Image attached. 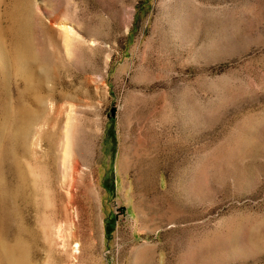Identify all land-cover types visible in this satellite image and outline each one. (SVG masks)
Returning <instances> with one entry per match:
<instances>
[{
	"label": "rangeland",
	"instance_id": "1",
	"mask_svg": "<svg viewBox=\"0 0 264 264\" xmlns=\"http://www.w3.org/2000/svg\"><path fill=\"white\" fill-rule=\"evenodd\" d=\"M0 240L264 264V0H0Z\"/></svg>",
	"mask_w": 264,
	"mask_h": 264
},
{
	"label": "bare ground",
	"instance_id": "2",
	"mask_svg": "<svg viewBox=\"0 0 264 264\" xmlns=\"http://www.w3.org/2000/svg\"><path fill=\"white\" fill-rule=\"evenodd\" d=\"M27 6L31 8L32 3L27 2L25 7ZM26 25L30 27L31 24L29 20ZM45 32L48 36V30H45ZM28 51L30 54L34 53L33 47L28 48ZM144 247H139L136 249L135 259L140 261V263L137 264H151L150 260L153 257L152 251ZM0 264H30L26 246L20 241H17L15 244H10L6 241L0 240Z\"/></svg>",
	"mask_w": 264,
	"mask_h": 264
}]
</instances>
